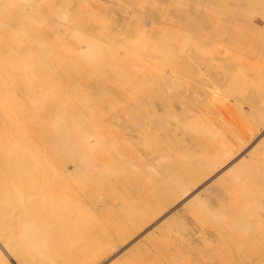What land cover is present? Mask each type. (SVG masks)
<instances>
[{
	"label": "rangeland",
	"instance_id": "1",
	"mask_svg": "<svg viewBox=\"0 0 264 264\" xmlns=\"http://www.w3.org/2000/svg\"><path fill=\"white\" fill-rule=\"evenodd\" d=\"M123 1L125 0H115V3L120 4ZM195 1L197 0H191L189 6L187 5L188 3L186 4L187 6L182 4V6L184 5L187 7L184 9V6L183 8L181 6L180 8L175 7L176 5H173L171 1H166L167 3H164L162 0H159L151 7L149 6L146 15L151 18L156 17L155 20H157V16L162 10H169L167 15L174 21L173 25L177 26L178 21L176 19L179 16L186 18L187 16L184 17L185 15L183 14L187 15V12L189 13L188 16L192 15L195 21L199 20V17H205V8L207 7L211 14L215 13L212 15L213 17L208 15V17H212L213 20L215 18L214 23L217 24L215 26L213 22V24L211 22L210 24L203 23V26L199 21L195 23L189 20L191 18H187L189 20L188 24L190 29L193 30L194 33L198 34L201 30H205L204 28H206L205 31H208V33L211 30L212 33L210 32L209 34L211 35V42L213 40L212 43H217V40L218 43L222 41L232 49L231 55H233V52L234 54L236 52V56H238V59L236 57L226 58L222 62L223 68L216 72L217 75L211 77L210 80H212V84L215 85L213 88H218L217 90H209L212 94L203 95L200 86L197 89L193 88L195 91L193 95H190L187 88L183 89L182 92H180L181 90L179 88H168V90L166 89L167 92L165 90L164 93L162 90H159L162 89L160 88L162 87V82H160L158 85L159 88H156L158 91L154 90L152 93L153 98L148 97L140 102L135 100V105H132V101L127 100L123 92L130 88L143 87L144 80L139 76H135L137 72H133L131 69L132 67L118 71L114 70L127 52V50L125 52L123 46L119 45H116V48L119 49V56L104 59L102 62L103 67L99 68L100 70L93 67L91 68L90 61L86 58L85 54L78 52L74 54L76 57V67L66 70L60 66V63L67 62L66 60L70 61L69 52H67V50H55L45 55L46 58L43 57L44 68L42 74L33 75L30 78L29 75L23 77L22 79L28 80V84H22L17 87L21 97V102H19V104L23 107L25 117L29 118L30 116L34 117V115H39L38 127L47 130V133H44V135H34L27 129L28 123L24 122L22 118L17 117V124L24 127V129H19V138L25 145L28 147L30 145L32 147V151L38 158L44 155V168L48 171L52 170L61 174V181H56L55 185H59V189L61 190L60 193L63 195L64 199H67V206L76 210L75 214L77 218L87 220L95 229H101L104 223L113 219L115 215L124 213L126 208L133 209V212L127 214L128 217L132 215L134 218H145V222L139 225L138 231L125 240L118 239L116 234L112 231L105 248L97 250L96 255L85 264H177L178 261L176 259H179V264H253L256 261V255L254 256V254H251L250 256L249 253L244 256V253H248V251L244 250L242 251L243 253L239 252L240 255L238 252L231 253V255L224 253V256L223 253H221V233L223 234V236H221L227 241L234 240V233L231 232V227H222L221 223L223 220L228 219L229 216L232 215L235 217L237 214L244 220L245 228L253 226L252 232H254V234L245 237V240L242 242L246 245L249 243V239L254 237L255 248L258 247L259 251L264 250V130L254 138L245 149L246 151L244 150L245 152L242 151L234 160L228 161L222 165L223 168L219 166L220 169L211 170L207 172L208 174L205 173L198 177V180H195L196 182L188 196L189 199L188 197L185 199L183 198L184 200L180 198L179 200L177 199L175 203L174 201L162 199L165 206H162L155 215L148 216L143 212V201L144 199L146 200L145 197L147 196L144 192H146L147 189L148 193L155 185L154 176H168L167 178L172 181L173 177H180V174H182L180 172H183L187 166H192V163L203 164L208 160H210V162L213 161L214 158L219 155L220 148L217 146L216 150L209 146L208 143L210 140L216 137L217 144L220 145L219 141L221 140V145H223V140L226 139L225 137L228 136L231 131L240 128L242 116L247 119L251 111L264 108V94L260 93L258 88H253V86L250 85L251 83H245L244 85L241 83L243 77L249 81L253 80L252 84L261 85V81L264 80V74L258 75V71L264 72V13L261 11L264 0L260 4L261 6H253V8L252 5L247 4V0L246 5L245 0H203L204 2L201 1V9L199 8L200 11H197L198 8L195 10L196 6L192 5ZM236 1L238 2L236 3ZM62 2L65 5L72 4L73 9H77L78 7L77 0H63ZM186 2H188V0H186ZM204 5H206L205 8ZM248 5H250L251 8ZM190 6L194 8L192 7L191 10ZM238 6H240V10L242 8V11L237 10ZM50 8L51 6L49 9ZM256 8L259 10V14L254 10ZM136 9L139 11L140 7ZM208 9L207 14L209 13ZM222 9L224 11H222ZM221 12H224L222 16ZM238 12H240V14H238ZM92 13L93 16L97 17L96 22L98 24H104L109 27L118 25L115 20L101 21L99 18L104 15L97 11H92ZM8 14L9 16L5 12H1L0 21L16 24L15 16L10 13ZM225 14L229 16L227 17ZM216 15H219V17ZM232 16L234 18L236 16L235 19L239 21L244 19L242 21L243 23L235 20ZM244 16L245 18H243ZM247 16L249 18L246 21ZM81 21H86V19H81ZM133 21L129 23L130 28L128 29L130 32L129 38L131 40L138 39L141 36L138 35L141 33L140 29L136 22ZM190 22H192V24ZM245 22H248V25H246ZM250 23L252 25H249ZM199 24H202V26ZM171 25L172 24L169 23L165 26L156 25L153 26V29L149 27L148 30L150 33L148 34L149 37L150 35L151 37L148 41L149 44L151 43L150 46H156V43L161 45L163 41L166 42V44L169 43L170 41L168 40H171L172 37L168 40L157 39V37H159V32H163V28L166 27V32L168 28H171ZM247 26H253V29L249 30ZM169 30L170 29H168V31ZM214 33L215 35L217 34V38ZM50 35L51 37H47L46 34L41 35V32H37L36 34L29 29L25 36L22 37V40L26 41L29 39L30 53L36 56L38 55L36 49L32 51L31 48L38 44L53 42L55 38H53L52 33H50ZM155 39H157L158 42H156ZM178 39V37L172 39L171 44L169 43L171 47L177 46L176 41L177 43L181 42V40L179 39L178 41ZM159 40H161V43ZM3 43H5V39L0 37V46H2ZM105 46L112 47L113 44L106 43ZM130 48H132V46H130L129 49ZM155 48L157 51H161L158 50L161 47ZM19 53H21V51H19ZM144 57L148 60L147 56ZM183 58L185 59V55ZM16 60L23 63L26 59L20 56V58ZM0 61H3L0 65L7 64L3 59ZM173 64L172 62L170 66L166 67L160 64L162 70L158 71L159 73L163 70L166 72L167 75L160 73L162 74V78L166 81L171 78L170 82H173L176 77V75H174L175 65L171 68ZM24 73L26 74L25 71L20 72L21 77L25 75ZM241 74L244 76H241ZM167 76H169L168 79H166ZM35 82L41 85V87H36L34 85ZM191 82L193 86L197 85V80ZM77 83H81L82 88L76 87L75 85ZM238 83L243 86V93L241 92L242 95L240 93L237 98H233V95H230V93L227 98L222 96V93L219 94V92H222L224 86L231 84L236 86ZM262 83L264 84V82ZM32 84L36 87L37 98H41V104L36 107L28 103L24 94L21 93V90L25 87L30 88ZM207 87L210 86L207 85ZM261 88H264V86L262 85ZM198 96H200V100ZM219 98L225 99L220 100ZM162 104L167 106L170 105L179 114L171 118H167L163 114L161 115L160 106ZM81 105L84 106L82 110L78 108ZM143 105H149L150 110H148V112L144 111L142 108ZM151 105H153V107H151ZM154 111L158 113L156 116L152 115ZM115 112L119 114V118L118 121H112L114 125L111 126L109 125V122H111L109 120H111V114ZM228 114L235 115V122L234 128L225 132L224 129L226 125H223L222 118ZM196 119H198L197 122H201L202 124L197 130L199 133L194 135L195 132H192V130L197 128ZM87 120H92L96 124L97 122L100 124V128L98 125L97 126L103 131L102 134L106 138L105 144L107 145L106 147L109 148V152L104 150L94 156L80 154L78 156L76 154L74 155L75 158H71L70 152L64 150V148L75 147L80 149L81 144L78 145L79 142L77 143L79 140L76 138V133H69V131H66L64 122L74 125ZM141 122H147L148 127L151 129L153 128V135H151L152 133L149 135L151 139L149 138L146 140L143 136H138L135 133L130 134L133 128L140 125ZM59 124H61V127L58 130L55 126ZM220 125H222L223 128H221ZM261 125H264V120ZM124 129H127V131ZM155 134L157 135L155 136ZM250 136H252V134L247 133L242 139L245 141V138H250ZM97 141L98 140L93 137L91 144L94 145ZM151 141L154 143H151ZM20 147L21 145H19V150L14 154V156L19 159L21 156ZM12 155V149L8 153L1 149L0 160L7 161ZM157 155L161 156V159H165V161L160 163ZM179 156L180 158H178ZM186 157H190L187 163L184 162ZM81 159L84 160L82 163L87 164V168L92 169V184L99 185L101 189L105 187V194L98 190L95 191L93 202L86 199V191L83 184L76 181V172L80 167H77L74 163L77 160L81 161ZM240 161H246V164L250 165L248 169L252 170L256 168L254 169L255 175L253 179H250V177L244 178L243 181L235 184L232 188L229 187V189L225 186L229 184L234 176L237 174L244 175L245 173L243 170H239L235 173L232 171L234 169L233 167L239 164ZM155 162H157V164L159 163L161 167ZM156 165L159 167L160 172H155ZM16 172L17 174H15V177L17 179L25 177L24 169L21 166L19 169L17 168ZM11 176L12 174L7 169H0V184L14 186V196H11L10 193L4 194V198L0 199V206L9 211L13 209L20 210L24 195L19 192L14 182L16 179ZM54 178L55 177L51 175L50 178L44 180L45 182L42 183V186H49L48 183L50 182L53 184ZM169 182L167 183V180H163L160 183L158 182V184L165 186L169 184ZM233 184L234 183L230 185ZM67 191L70 195H67ZM199 193L201 195V201L206 204V207L208 206L207 208L205 207L204 212L201 213L199 211L201 210L200 207L202 204H188L191 197ZM185 204L190 206H186ZM233 205L239 209V212H235ZM243 207H245V209H243ZM194 211L197 213H194ZM3 214L5 213L1 212L0 216ZM23 217V220H28V217L25 215ZM257 222L261 225H258ZM219 224L218 230L217 225ZM211 225L215 226L214 229L217 230V232H212L210 228ZM4 247L6 248V246ZM4 247L0 245V249L7 254L11 263L17 264L18 262L6 252V249H3ZM150 251L154 254L146 257L145 253H149ZM218 251L220 253L219 257H217ZM209 254L212 258H209ZM215 254L217 256H215ZM226 255H229V260L228 258L226 259ZM176 256L177 258H175ZM221 257H223L225 261L222 260ZM176 261L177 263H175Z\"/></svg>",
	"mask_w": 264,
	"mask_h": 264
},
{
	"label": "bare ground",
	"instance_id": "2",
	"mask_svg": "<svg viewBox=\"0 0 264 264\" xmlns=\"http://www.w3.org/2000/svg\"><path fill=\"white\" fill-rule=\"evenodd\" d=\"M62 1L63 0H0V13L5 12L8 16V13H10L14 15L16 19V24L4 23L0 21V37L5 39V43L0 46V60L3 59L7 63L6 65H0V151L1 149L6 151V153L10 152L11 149L13 151V155L9 157L7 161L0 160V169H7L12 174L11 177L17 180H14L17 189L21 194L24 195L23 204L20 210L13 209L12 211H9L6 208H2L0 206V213H5L0 216V245L2 247L6 246V248L4 247L3 249L7 250L5 251L10 254V256H12V258L16 262H18L17 264H85L86 262L91 260L93 256L96 255L97 250L105 248L112 231L116 234L118 239L125 240L129 236L135 234L140 227L139 225L145 222V218L142 217L134 218L132 215H130L131 217H128L127 214L133 212V209L130 208H126L124 210V213L120 215L117 214L113 219L108 220L106 223H104L101 229H95L94 226L87 220L77 218L75 214L76 210L67 206V199H64L63 195L60 193L61 190L59 189V185H55L56 181H61V174L52 170L48 171L46 168H44V155L38 158L32 151V147L30 145L28 147L24 142L20 140L19 129H24V127L17 124V117L22 118L24 122L28 123L27 129L34 135L39 136L47 133V130L45 128L41 129L38 127L39 115H34V117L30 116L29 118L25 117L23 107L19 104V102H21V97L17 90V87L19 85L28 84V80L22 79L23 77L29 75L30 78L33 75L36 76L37 74H42L44 68L43 57L46 58L45 55L52 53L55 50H67V52H69L70 61L66 60L67 62H62L60 63V66L68 70L74 69L77 65L75 64L76 57L74 56V54L76 52L84 53L86 58L90 61V67L100 70L99 68L103 67L102 62L104 59H107L108 57L113 58L119 56V49L116 48V45L123 46L125 48V52L127 50L126 55L121 58V62L115 67L114 70L118 71L132 67L131 69L133 70V72H137V75L135 76H139L144 80L143 87L141 86V88H130L127 91L123 92L127 100L132 101V105H135V100L137 102H140L141 100L148 97L153 98L152 93L154 90L158 91V89L156 88H159L158 85L160 84V82H162V87H160L162 89L159 90H162L164 93L166 89L168 90V88H179L181 90L180 92H182L183 89L187 88L190 95H193V92H195L193 88L197 89L200 86L201 90L203 91V95L205 94L206 96V94H212L211 92H209V90H217L218 88H213V86L215 85L212 84L213 82L210 79L212 76L217 75V71L223 68L222 62L228 57H236L238 59V56H236V52L235 54L233 52V55H231L232 49H230V46L228 47L226 43L222 41L218 43V40V44L212 43L213 40L211 42V35L209 34L211 30L208 33V31H205L206 28H204L205 30H201V32L196 34L193 30L190 29V26L188 24L189 20L195 23L199 21V23L202 24H210V22L214 23L215 18L213 20L212 15L215 13L211 14L208 7L205 8L206 5H204L206 11L203 10L206 12L205 17L200 18L198 16L199 20L195 21L194 17L191 15L193 17L192 20V17L188 16L189 13L187 12V15L183 14L185 15L184 17L187 16L186 18H183L181 16H179L177 19L175 18L178 21V25L176 26L173 25L174 21L167 15L169 10H162V12L157 16V20H155L156 17L151 18L146 15V11L149 6L151 7L159 0H125L120 4L115 3V0H77V9H73L72 4L65 5ZM162 1L164 3L171 1L173 5H176L175 7L180 8L181 6L183 8L184 5L182 6V4L186 5L188 3L187 5L189 6V2L191 0H188V2H186V0H184L185 2L183 0ZM201 1L203 0H197L195 1V3H192L193 6H196L195 10L196 8H198L197 11H200L202 5ZM247 1V4L252 5L253 8V6H261L260 4L263 0ZM237 2L238 1H236V3ZM50 6L51 8L49 9ZM186 6H184V9L187 8ZM137 7H140L139 11H137ZM239 8L240 6H238L237 10L242 11V8L241 10ZM207 9L209 12L208 14ZM254 10H256L258 14L260 13L257 8ZM92 11H97L100 14L104 15L99 18L101 21L115 20L118 25L115 27H109L104 24H98L96 22L97 17L92 15ZM222 11L224 10L222 9ZM261 11L264 13V4H262ZM223 13L224 12H221V16L223 15ZM201 14L199 15L203 16ZM238 14H240V12H238ZM208 15L212 17H208ZM226 16L228 17L229 15L227 14ZM188 17L191 19L188 20ZM217 17H219V15ZM80 18L86 19V21H81ZM243 18H245V16ZM248 18L249 17L247 16L246 21L248 20ZM132 21L136 22L141 32L140 34H138L139 36L141 35L140 38L135 40H131L129 38V23H131ZM192 22L190 23L192 24ZM248 22H245L246 25H248ZM168 23L172 24L170 26L172 29L168 28L170 30L168 31L167 29V31L165 32L166 27L163 28V32L158 33L159 37L156 36L157 39L160 38L161 40H168L171 39V37L172 39H176L178 37L181 42L177 43L176 41L177 46L171 47L170 44L172 39L168 40L170 41V44H166V42L164 41L161 43V40H159L161 45H158L156 43V46H150L151 43L149 44L148 41L151 37V35L149 37L148 34L150 33V31L148 30L149 27H152L153 29V26H165L168 25ZM202 24L199 25L202 26ZM215 25L217 24L214 23V26ZM249 25L252 24L250 23ZM247 28L250 30L253 29V26H247ZM29 29H31L36 34L37 32H41V35L46 34L47 37H51L50 33H52L53 38H55L53 42L38 44L34 46L35 48H31L32 51L36 49L38 54L36 55L37 57L31 55L30 53L31 51L29 50V39L26 41L22 40V37L25 36ZM157 39H155L156 42H158ZM106 43H112L113 46L107 47L105 46ZM130 46H132V48L129 49ZM155 47H161L160 49L157 48L161 51H157ZM19 51H21V53H19ZM184 55L185 59L183 58ZM20 56L25 57L26 59L23 63L16 60L19 59ZM144 56H147L148 60ZM2 62L3 61H0V63ZM172 62L174 64L171 65V68L174 65L176 67H174L175 74H172L176 75V77L173 82H170L171 78L168 79L169 76H167L166 79L168 80L166 81L162 78V74H160L164 73V75H167L166 72H164L163 70L159 73L158 70H162L160 68L161 65H164L165 67L170 66V63ZM21 71L26 72V74L24 73L25 75L22 77L20 75ZM262 74H264V72L258 71V75ZM241 76L244 75L241 74ZM194 80H197L196 86L192 85L191 81ZM252 81L253 80H247L245 77L241 79L242 85H244L245 83H251L250 85H252L253 88H258L259 92L264 94V88H261L262 85L264 86V84L262 83L264 82V80L261 81V85L254 83L252 84ZM234 84L224 86L222 92H219V94L222 93V96H225L227 98L229 97L228 95L230 93V95H233V98H237L238 95L242 92L243 86L240 85V83H238L236 86H234ZM34 85L36 87H41V85H38L37 82H35ZM34 85L32 84L30 88L25 87L23 90H21V93L24 94V97L26 98L28 103L36 107L41 104V98H37V90L35 89L36 87ZM207 85H209L210 87H207ZM75 86L78 88H82L81 83H77ZM198 99L200 100V96H198ZM224 99L225 98H222L220 100ZM149 107V105L142 106L143 110L147 112L148 110H150ZM151 107H153V105H151ZM78 108L82 110L84 106L81 105ZM114 109L116 110L115 107ZM263 110L264 108L251 111L247 119L242 116L243 118L240 121V128L236 129L235 131H231L230 134L225 137L226 139L223 140V145H221V140L219 141L220 145L217 144L216 137L210 140V142L208 143L209 146L215 148L216 150L217 146H219L220 148V151L218 153L219 155H217L213 161L210 162V160H208L203 164L192 163V166H187L183 172H180L182 173L180 174V177H173L172 181L167 178L168 176H154L155 185L150 189V191L148 192L149 194L147 193V189L146 192H144L147 194V196L145 197L146 200L144 199L143 201V212L148 216L155 215L162 208V206H165V204L162 202V199H165L167 201H174L175 203L177 199L179 200L180 198H187L190 195L194 183L198 180V177L207 172H210L211 170H218L217 168H219V166L221 167L228 161L234 160L239 154H241L242 151H244L248 147V145L254 140V138L257 135L261 134V132L264 130V125H261L262 121L264 120ZM160 113L167 118L176 117L179 114L173 107L164 104L160 106ZM157 114L158 113L156 111L152 113L153 116H156ZM111 115V120H109L111 122H109V125L113 126L114 123H112V121H118L119 114L115 112ZM197 120L198 119L195 120L197 128L195 130H192V132H195L194 135H197L199 133L197 130L202 124L201 122H197ZM222 120L223 125H226V128L224 129L225 132H228L232 130V128H234V114H228L227 116L222 118ZM97 125L99 126L100 124L98 122L96 124L92 120H87L74 125H70L69 123L67 124L66 122H64L66 131H69V133H76V138H78L79 140L77 141V143L79 142L78 145L81 144V148L79 147L80 149L75 147L66 149L64 148V150L70 152L71 158H75L74 155L76 154L78 156L79 154L94 156L104 150L109 152V148L106 147L107 145L105 144L106 138L102 134L103 131H101V129H99L100 126L98 128ZM220 126L221 128H223L222 125ZM60 127L61 124L55 126V128L58 130L60 129ZM152 129L148 127L147 122H141L140 125H137L135 128H133L130 134L135 133L136 135L143 136L144 139L148 140L150 138V133H152L151 135H153ZM125 131H127V129ZM247 133L252 134V136H250V138H245L246 140L244 141L242 137H244ZM156 135L157 134H155V136ZM93 137L98 140L94 143V145L91 144V140ZM151 143L154 142L151 141ZM19 145H21L20 159L14 156V154L19 150ZM157 158H159L160 163L162 161H165V159H161V156H158ZM178 158H180V156ZM189 159L190 157H186V160H184V162L187 163ZM83 161L84 160L81 159V161L77 160L74 163L77 167H80L76 172V181L83 184L86 191V199L93 202L95 191L98 190L105 194V187L101 189L99 188V185L92 184V169L87 168V164L82 163ZM155 163L157 164V162ZM245 164L246 161H240L239 164L233 167L234 169L232 168V171L234 173L239 170H243L245 173L244 175L234 174L236 176H234V178L225 187L232 188L235 184L243 181L244 178L250 177V179H253L255 175L254 169L256 168L252 170L248 169V167L250 166L248 164H246V167L244 168ZM157 165L161 167L159 163ZM157 165L155 167V172H160ZM20 166L24 169L25 177L17 179L15 177V174H17V168L19 169ZM50 174L55 177L53 184L52 182H50L48 183L49 186H42V183L45 182L44 180L51 177ZM163 180H167V183L169 181L170 182L165 186L159 185L158 182L160 183ZM232 183L234 184L230 185ZM7 193H10L11 196H14V186L9 184H0V199H3V195ZM66 193L67 195H70L68 191ZM199 195L200 193L193 195L190 202H188V200L187 202L188 204L190 203L192 205L202 204L200 207L201 210L199 211L201 213L204 212L206 204L201 201V195ZM188 204L185 205L187 206ZM233 207L235 209V212H239V209H237L236 206L233 205ZM243 209H245V207H243ZM194 213L197 212L194 211ZM24 215L28 217V220H23ZM258 225L261 224L258 223ZM219 226L220 224L217 225L218 230ZM221 226H229V228L231 227V232L234 233L233 241H227L222 237V233V236L220 235V240H222L221 253H223V256L227 253L229 255L234 252L243 253L242 251L245 250L248 251V253H244V256L245 254L247 255L249 253L250 256L251 254H254V256L256 255V261L253 264H264V250L259 251L258 247L255 248L254 237L250 238L249 243L246 245L242 242L245 240V237H249L254 234V232H252L253 226L245 228L244 220L238 214L235 217L231 215L228 217V219L223 220ZM214 227L215 226L212 225L210 227L213 233L217 232ZM150 252L145 253L146 257L154 254ZM219 254L220 253L218 251V256L216 254L215 256L219 257ZM229 255H226L227 257L225 256L226 259ZM177 256L175 258H177ZM209 258H212L210 257V254ZM221 258L222 260H224L223 257ZM176 260L178 261V263L177 261L175 263L179 264V259ZM0 264H12L7 254L1 249Z\"/></svg>",
	"mask_w": 264,
	"mask_h": 264
}]
</instances>
